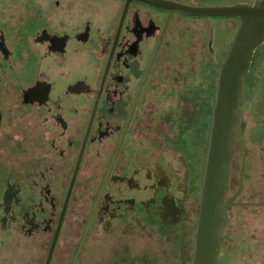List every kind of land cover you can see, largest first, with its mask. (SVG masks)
Wrapping results in <instances>:
<instances>
[{
	"label": "flooded vegetation",
	"instance_id": "flooded-vegetation-1",
	"mask_svg": "<svg viewBox=\"0 0 264 264\" xmlns=\"http://www.w3.org/2000/svg\"><path fill=\"white\" fill-rule=\"evenodd\" d=\"M257 1L0 0V264L192 263L220 63L241 25L207 10ZM263 48L216 264L249 181L245 110L264 119V92L247 101Z\"/></svg>",
	"mask_w": 264,
	"mask_h": 264
},
{
	"label": "water",
	"instance_id": "water-1",
	"mask_svg": "<svg viewBox=\"0 0 264 264\" xmlns=\"http://www.w3.org/2000/svg\"><path fill=\"white\" fill-rule=\"evenodd\" d=\"M207 14L238 16L241 25L226 60L220 63L191 264L217 263L220 234L226 224L225 208L238 194L224 199L240 118L244 76L250 69L255 50L264 42V0L252 6L207 10Z\"/></svg>",
	"mask_w": 264,
	"mask_h": 264
},
{
	"label": "rangeland",
	"instance_id": "rangeland-1",
	"mask_svg": "<svg viewBox=\"0 0 264 264\" xmlns=\"http://www.w3.org/2000/svg\"><path fill=\"white\" fill-rule=\"evenodd\" d=\"M261 50L255 66L259 68V83L254 95L248 96L247 101L254 100L258 93L260 99V94L264 92V48ZM262 99L264 102V97ZM249 115L250 109H246L243 123L245 131L241 139L249 150V181L243 194L230 209L229 224L224 231L226 242L222 247L225 251L218 264H226L229 260L228 264H264V119L260 117L261 123L253 122ZM259 124L261 128L255 129ZM258 131H263V134L255 140L254 135Z\"/></svg>",
	"mask_w": 264,
	"mask_h": 264
}]
</instances>
